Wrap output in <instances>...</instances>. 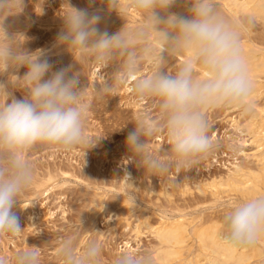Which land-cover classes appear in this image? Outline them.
Instances as JSON below:
<instances>
[{
	"label": "clouds",
	"instance_id": "obj_1",
	"mask_svg": "<svg viewBox=\"0 0 264 264\" xmlns=\"http://www.w3.org/2000/svg\"><path fill=\"white\" fill-rule=\"evenodd\" d=\"M109 12L124 21L116 32L102 30L103 9L78 8L66 0L68 11L55 39L56 47L69 51L74 60L92 61L111 67V78L93 85L97 96L115 95L129 86L139 100L155 103L158 117L151 123L139 117L129 131L125 145L130 161L151 175H166L173 168H191L199 160L221 150L223 144L210 135L209 109L226 106L247 108L253 91L242 39L257 23L255 15L241 20L226 17L216 0H104ZM178 4L186 12L173 11ZM25 0H0V240L22 233L14 210L20 196L31 185L34 164L28 158L36 144L69 150L95 144L88 137L85 121L91 109L87 88L81 87L79 71L73 65L53 71L43 49L29 51L10 31L5 20L21 13ZM122 9V11H118ZM129 15L140 20L129 26ZM182 57L175 72L171 59ZM145 65L151 71L143 74ZM25 68L22 76L18 70ZM50 74V75H49ZM47 75V78H45ZM13 77L14 79H10ZM20 91L23 99H17ZM10 101V102H9ZM166 135L168 147L153 148L152 138ZM134 186L130 173L123 176ZM135 206L137 199L128 193ZM221 243L230 250H248L264 240V195L240 200L224 215L220 224ZM102 245L96 240L77 249L67 238L57 256L62 264H102ZM0 264H8L0 256ZM14 264H40V249L29 246L15 254ZM112 264H153L148 254L124 250Z\"/></svg>",
	"mask_w": 264,
	"mask_h": 264
},
{
	"label": "rangeland",
	"instance_id": "obj_2",
	"mask_svg": "<svg viewBox=\"0 0 264 264\" xmlns=\"http://www.w3.org/2000/svg\"><path fill=\"white\" fill-rule=\"evenodd\" d=\"M216 2L230 19L241 20L250 14L228 13L221 2ZM70 3L78 8L89 7V0H70ZM93 7L103 9L102 30L114 33L123 26L122 18L115 11L109 12L104 0H96ZM186 9L187 5L178 4L172 10L186 12ZM67 11L66 0H25L24 10L16 15L10 13L5 24L10 31L22 35L18 39L29 51L45 50L53 71L73 65V71L82 73L81 87H88L86 95L91 102L85 131L96 143L69 150L36 144L29 150L28 158L34 164L33 181L14 209L23 231L13 239L0 240V256L6 257L8 264H14L19 250L35 245L40 249V264H62L57 249L63 240L71 238L77 249L91 240L99 242L103 249L102 264H112L114 257L124 250L148 254L153 264H161L155 259L160 245L146 229V223L156 226L181 217L197 224L217 223L220 229L224 215L242 200L222 193L213 195L210 187L224 181L236 166L255 168L250 132L261 119L264 97L250 96L247 108L209 109L210 135L222 142L221 150L201 158L191 168H173L166 175H151L130 161L125 140L133 128L132 123L139 117L149 123L158 117L155 103L139 100L130 85L122 87L115 95H96L93 85L96 83L98 88L100 80L111 78L113 69L90 60L79 64L65 48L54 46ZM125 20L132 26L140 17L129 15ZM243 44L255 46L259 54L264 55V26L260 21L244 34ZM181 63L182 57L171 59L167 70L175 72ZM151 70V65H145L143 74ZM25 71L21 68L17 74L22 76ZM255 76V81L264 85V66ZM7 79L8 74L0 76V80ZM14 95L17 99L24 98L20 91H14ZM150 143L155 149L168 147L166 135L152 138ZM126 172L131 174L134 186L123 177ZM128 193L135 195V206ZM187 247H191L190 254L183 253V259L197 254L192 240ZM262 254L261 261L264 250ZM195 258L193 264H207Z\"/></svg>",
	"mask_w": 264,
	"mask_h": 264
},
{
	"label": "bare ground",
	"instance_id": "obj_3",
	"mask_svg": "<svg viewBox=\"0 0 264 264\" xmlns=\"http://www.w3.org/2000/svg\"><path fill=\"white\" fill-rule=\"evenodd\" d=\"M228 10V13H250L264 26V0H216ZM249 14V15H250ZM243 54L247 59L249 75L253 81L252 97H264V85L257 83L256 74L264 66V55L259 54L255 46L243 44ZM258 79V78H257ZM262 97V99H263ZM264 107V106H263ZM260 110L261 119L251 133L255 162L254 169L236 166L233 172L220 184L211 185L213 195L226 194L242 200L264 194V109ZM257 122V121H256ZM253 125V124H252ZM251 125V126H252ZM207 188V187H206ZM196 220V219H195ZM217 224V223H215ZM215 224L196 223L185 219H176L170 223L156 226L146 223V229L154 235L160 249L155 259L161 264H193V258H201L207 264H264L262 250L264 240L248 250L227 249L220 240L221 230ZM192 240L197 246V254L183 259V253L190 254L187 243ZM264 257V256H263ZM188 258V257H186ZM195 258V260H196ZM200 262V260H198ZM197 261V262H198Z\"/></svg>",
	"mask_w": 264,
	"mask_h": 264
}]
</instances>
